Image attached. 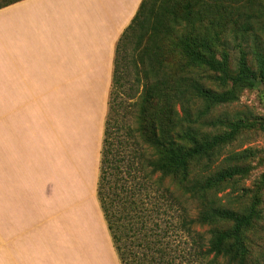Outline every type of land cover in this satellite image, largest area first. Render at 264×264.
Listing matches in <instances>:
<instances>
[{
  "label": "trees",
  "instance_id": "16d2710c",
  "mask_svg": "<svg viewBox=\"0 0 264 264\" xmlns=\"http://www.w3.org/2000/svg\"><path fill=\"white\" fill-rule=\"evenodd\" d=\"M263 86L264 0L141 1L115 46L96 183L118 264H264V171L245 186L264 149H231L264 117L226 109Z\"/></svg>",
  "mask_w": 264,
  "mask_h": 264
},
{
  "label": "crops",
  "instance_id": "0c3cea01",
  "mask_svg": "<svg viewBox=\"0 0 264 264\" xmlns=\"http://www.w3.org/2000/svg\"><path fill=\"white\" fill-rule=\"evenodd\" d=\"M141 1L19 0L0 8L1 126L16 128L25 113L33 121L53 97H70L71 111L63 119L56 153H65L66 159L70 155V164L77 168L79 160L91 157L95 202L115 46ZM74 127L79 130L77 148L84 150H77L79 157L72 151ZM68 162L64 173L70 170ZM76 179L63 185L78 206Z\"/></svg>",
  "mask_w": 264,
  "mask_h": 264
},
{
  "label": "rangeland",
  "instance_id": "374dc122",
  "mask_svg": "<svg viewBox=\"0 0 264 264\" xmlns=\"http://www.w3.org/2000/svg\"><path fill=\"white\" fill-rule=\"evenodd\" d=\"M226 109L249 110L264 117V86L261 92L244 91ZM128 110L125 113L131 123L134 109ZM70 111V97H53L50 107L45 103L33 121L25 113L16 128L8 129L1 126L5 122L0 111V264H118L94 200L91 157L79 160L77 168L68 155L72 164L64 173L65 153H56L57 145L62 144L63 119ZM78 132L74 127L72 151L77 157L84 154L76 145ZM247 146L264 149V133L241 138L231 149ZM263 171L264 166L254 170L245 186ZM76 178L80 179L78 206L63 185H73Z\"/></svg>",
  "mask_w": 264,
  "mask_h": 264
}]
</instances>
